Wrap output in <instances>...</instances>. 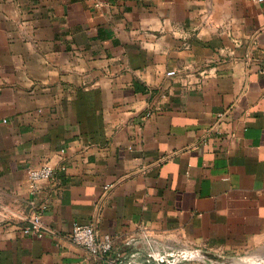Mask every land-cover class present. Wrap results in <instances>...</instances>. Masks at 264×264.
Masks as SVG:
<instances>
[{
    "label": "crops",
    "instance_id": "1",
    "mask_svg": "<svg viewBox=\"0 0 264 264\" xmlns=\"http://www.w3.org/2000/svg\"><path fill=\"white\" fill-rule=\"evenodd\" d=\"M204 253L264 264V0H0V264Z\"/></svg>",
    "mask_w": 264,
    "mask_h": 264
},
{
    "label": "built area",
    "instance_id": "2",
    "mask_svg": "<svg viewBox=\"0 0 264 264\" xmlns=\"http://www.w3.org/2000/svg\"><path fill=\"white\" fill-rule=\"evenodd\" d=\"M198 145H194L192 148H197ZM54 173V169L47 162L41 164L37 167L29 168L28 177L30 180L46 179L50 178ZM107 188V186H105ZM25 233H35L38 235H43L44 227L41 221V214L39 212L35 213L31 219L30 224L23 228ZM72 244L77 247L85 249L92 255L97 254H109L114 248V238L106 233H101L96 224L86 223V224H74L69 232L65 236ZM184 259L189 258L182 256ZM182 258V259H183ZM159 264L166 262L165 256H159ZM107 264H132L124 263L121 261H115L114 259H108ZM136 264V263H134ZM138 264V263H137Z\"/></svg>",
    "mask_w": 264,
    "mask_h": 264
},
{
    "label": "water",
    "instance_id": "3",
    "mask_svg": "<svg viewBox=\"0 0 264 264\" xmlns=\"http://www.w3.org/2000/svg\"><path fill=\"white\" fill-rule=\"evenodd\" d=\"M183 255H181V258ZM185 257H196L198 256L199 257V254H189V253H186L184 254ZM204 257H207L209 259H212V260H215L217 262H219L220 264H229V263H235L234 259L232 258H227L225 256H221V255H215V254H212V253H204L203 254Z\"/></svg>",
    "mask_w": 264,
    "mask_h": 264
}]
</instances>
